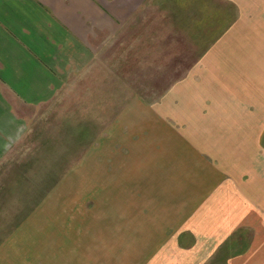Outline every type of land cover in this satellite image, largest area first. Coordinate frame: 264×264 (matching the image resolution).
I'll return each instance as SVG.
<instances>
[{"label":"crops","instance_id":"obj_1","mask_svg":"<svg viewBox=\"0 0 264 264\" xmlns=\"http://www.w3.org/2000/svg\"><path fill=\"white\" fill-rule=\"evenodd\" d=\"M181 31L195 63L134 95L118 64ZM232 240L226 264H264V0H0V264H213Z\"/></svg>","mask_w":264,"mask_h":264},{"label":"rangeland","instance_id":"obj_2","mask_svg":"<svg viewBox=\"0 0 264 264\" xmlns=\"http://www.w3.org/2000/svg\"><path fill=\"white\" fill-rule=\"evenodd\" d=\"M183 37L185 35L181 31L179 37L175 35L173 40L164 41L162 51H158L156 47L157 51H151L152 53L146 57L136 54L134 57L127 58L128 67H124L123 62H121L122 66L118 64L117 69L121 74L120 77L127 85H131L130 90L134 95H140L147 100L153 99L170 83L186 74L197 60L200 50L199 47L196 48L193 43ZM243 237L246 239L247 235ZM243 242L244 240L229 241L228 248L223 249L218 256H215L216 259L212 260L213 264H226V257L242 250Z\"/></svg>","mask_w":264,"mask_h":264}]
</instances>
